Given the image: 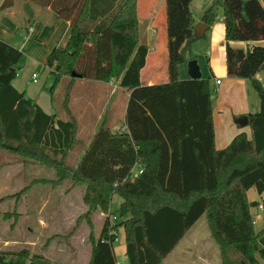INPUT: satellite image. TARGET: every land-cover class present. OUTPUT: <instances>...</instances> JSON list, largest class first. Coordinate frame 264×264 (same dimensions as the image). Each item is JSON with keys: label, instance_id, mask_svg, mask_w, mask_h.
Listing matches in <instances>:
<instances>
[{"label": "trees", "instance_id": "trees-1", "mask_svg": "<svg viewBox=\"0 0 264 264\" xmlns=\"http://www.w3.org/2000/svg\"><path fill=\"white\" fill-rule=\"evenodd\" d=\"M29 1L49 8L60 22L46 63L54 78L49 87L52 96L63 80L109 83L121 77L111 31L129 24V18L119 19L129 0ZM192 1L163 0L167 82L129 84L125 132L98 129L73 168L66 151L75 146L74 123L46 115L14 89L22 53L0 40V150L55 174L53 180L31 181L11 197L34 186L56 190L69 182L71 191L83 185L86 211L73 229L84 221L91 230L88 264H115L113 245L119 229L124 233L127 264H162L200 218L218 249L220 264L264 260V227L256 232L251 215L259 206L264 214V88L255 80L264 71V47L246 51L230 47L264 40V9L259 0H213L200 20L209 30L221 16L227 77L249 81L260 100L259 112L247 115L250 138L237 135L217 151L210 79H178V67L188 62L197 41ZM66 23V35L58 46ZM133 170L141 174L132 178ZM251 189L263 196L260 202L247 200ZM114 196L121 203L111 224ZM96 214L105 216L97 239L91 221ZM0 264L55 263L21 250L0 251Z\"/></svg>", "mask_w": 264, "mask_h": 264}, {"label": "crops", "instance_id": "crops-1", "mask_svg": "<svg viewBox=\"0 0 264 264\" xmlns=\"http://www.w3.org/2000/svg\"><path fill=\"white\" fill-rule=\"evenodd\" d=\"M22 1L19 5L21 11L24 10L25 12L27 8L31 12L28 15L26 14L24 18L27 22H32L33 24L25 28V38H38L40 32L48 26V28L52 29L51 34H54L52 37L53 41L58 29H60V22L56 16L49 8L40 7L29 0ZM259 2L264 9V0H259ZM211 3L212 0L192 1L190 12L196 25L200 23L204 11ZM29 16L31 19H29ZM125 18L130 20L128 25L115 27L111 31L115 66L122 74L119 79L111 80L109 83L86 81L84 79H76L69 83L67 80H63L61 88L58 92L55 91L53 96L49 93L50 86L47 89L37 87L39 84L38 79L36 83L31 82L32 75L36 73L33 71L29 73L28 68H23L21 74L17 75L12 82V86L17 92L23 93L26 99L32 101L46 115H53L56 120L72 121L74 123L75 146L66 151L67 162L74 161L77 163L92 136L100 127L109 129L113 134L125 132L124 117L129 97L127 87L129 84L136 81L141 85L151 86L167 82L164 2L161 3V0H129L124 5L119 16L120 20ZM37 26H41V31L35 32ZM68 26L69 24L66 23L65 32L58 41V46L62 45ZM207 34L208 36L206 37ZM203 41L199 45L204 48L205 57L207 58V63H205L206 70H202V67L198 64L196 53L193 55L194 49H192V46L195 43H200L198 40L191 46L188 61H196L202 79H208L207 75L211 77L209 78L210 88L218 94L216 95L215 105L211 97V105L214 147L217 151H220L225 149L237 135L245 134L247 138H250L249 126L240 127L236 124V121L243 116L258 113L260 100L249 81L227 77L225 29L221 16L205 33ZM136 43L138 46L142 45V47L137 49V46L135 48ZM7 44L16 48L15 39H12L11 42L8 41ZM251 46L264 47V40L253 43H230L231 48L243 51H246ZM134 50L138 51H135V53ZM133 52L135 55L131 60ZM184 65L186 63L178 67V79L182 81L189 80L187 68H185L186 78H180ZM255 80L264 88V71L257 73ZM216 81H219L220 84L216 85ZM56 93L58 94L55 100L54 96ZM45 201H38V204H43ZM63 201L62 204L64 205L66 202H70L69 197H64ZM64 211H66L65 220H67V217L76 214L74 208L71 210V207L64 208ZM71 211L74 213H72L73 215H71ZM78 211L77 220L86 211V207L82 204V197ZM104 219L105 216L103 214H96L91 219L93 223L92 232L95 239L99 237ZM77 224L76 229L69 230L67 234H62L63 232H61L59 233L60 235H55L56 237L64 238L70 235L68 244L73 249V260L68 264H88L91 253L89 240L91 230L84 221ZM196 224L186 233L166 259L185 241L187 236L193 233L184 249H188L189 253L193 254L194 257L191 261L182 264H216L211 259L210 246L207 242L199 241L198 234L194 232ZM43 243L47 252L54 249L50 246L49 240ZM59 252L61 251L59 250ZM165 260L162 264H164ZM52 263L65 264L55 260Z\"/></svg>", "mask_w": 264, "mask_h": 264}, {"label": "rangeland", "instance_id": "rangeland-1", "mask_svg": "<svg viewBox=\"0 0 264 264\" xmlns=\"http://www.w3.org/2000/svg\"><path fill=\"white\" fill-rule=\"evenodd\" d=\"M5 1L0 0V40L8 43V41L11 42L12 39H15L16 49L22 53L21 59L15 67L17 75L21 74L23 68H28L29 73L33 71L38 76L39 84L37 87L47 89L54 81L51 69L46 66L49 48L54 35L51 34L52 29L47 26L46 29L41 31V26H37L35 32L41 31L39 37L26 39L24 35L26 32L25 28L33 24L32 22H27L24 17L31 12L27 8L25 12L24 10L21 11L19 5L23 2L22 0H10L12 4L7 8H3ZM161 3H163V0H161ZM218 11L221 12L220 9ZM29 19H31L30 16ZM198 41L200 43H195L192 46V49H194L193 55L196 53L198 64L202 67V70H206L205 63H207V58L205 57L204 48L199 45L204 42L203 38ZM185 68H187V63L180 73L181 79L186 78ZM207 76L211 78L209 75ZM62 84L63 81L56 89L57 92ZM57 94L55 95V100ZM216 95L218 94L212 92L211 97L214 105L217 100ZM67 163L72 168L76 164L74 161ZM54 177L53 171L40 166H30L24 163L23 159L0 150V251L16 252L27 250L31 255H38L48 260L51 259V262L55 260L65 264L73 260V249L68 244V239L60 236L56 237L55 234L61 232H63L62 234H67L69 230L74 228L77 220L76 216L79 213L80 200L84 193V186L77 185L71 191H67L71 186L69 182L64 183L61 188L56 190L49 187L34 186L24 194L18 195L17 198L11 197L21 192L33 180H53ZM64 197H69L70 201L66 202L65 205L62 204ZM261 197L254 189L247 192L248 201L260 202ZM41 200L46 201L43 204H38V201ZM120 203L121 199L118 196L112 198L109 210L111 224L115 222L113 217L117 215ZM66 207H71V210L74 208L76 213L74 214L71 211V215H74L67 217V220H65L66 211H64ZM251 215L254 221V230L258 232L264 227V214L259 209L254 208L251 210ZM197 222L194 232L198 234L199 241L207 242L210 246L211 259L216 264H220L218 249L210 237L204 218H200ZM192 235L193 233L185 238V241L174 250L164 264H182L193 259L194 255L190 254L188 249H184ZM46 240H49L50 246L54 248L49 250V252L43 246V242ZM113 254L115 261L119 264L127 263L122 229L118 231L117 242L113 245ZM258 262L259 264H264V260L259 258Z\"/></svg>", "mask_w": 264, "mask_h": 264}, {"label": "water", "instance_id": "water-1", "mask_svg": "<svg viewBox=\"0 0 264 264\" xmlns=\"http://www.w3.org/2000/svg\"><path fill=\"white\" fill-rule=\"evenodd\" d=\"M12 4V1L6 0L3 4V8H7ZM208 30V26L203 23H199L194 28V38L195 40H201ZM188 76L190 80L201 79V74L199 72L198 65L195 60H190L187 62ZM236 124L240 127H247L249 125V120L247 116H243L236 121Z\"/></svg>", "mask_w": 264, "mask_h": 264}, {"label": "built area", "instance_id": "built-area-1", "mask_svg": "<svg viewBox=\"0 0 264 264\" xmlns=\"http://www.w3.org/2000/svg\"><path fill=\"white\" fill-rule=\"evenodd\" d=\"M37 79H38L37 75L36 74H33L32 75V79H31V82L32 83H36L37 82ZM219 84H220V82L219 81H216V85H219ZM139 174H141V171H139V170L138 171L137 170H133L132 171V178H136ZM258 209L260 211H262V206H259ZM113 219L115 220V217H113ZM116 242H117V240H115V243ZM115 264H119V263L118 262L117 263L115 262Z\"/></svg>", "mask_w": 264, "mask_h": 264}]
</instances>
